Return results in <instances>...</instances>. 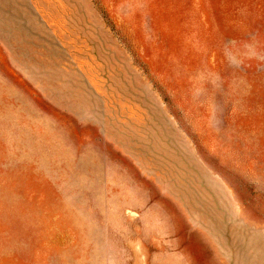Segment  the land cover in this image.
I'll return each mask as SVG.
<instances>
[{
    "label": "rangeland",
    "instance_id": "obj_1",
    "mask_svg": "<svg viewBox=\"0 0 264 264\" xmlns=\"http://www.w3.org/2000/svg\"><path fill=\"white\" fill-rule=\"evenodd\" d=\"M0 264H264V0H0Z\"/></svg>",
    "mask_w": 264,
    "mask_h": 264
}]
</instances>
